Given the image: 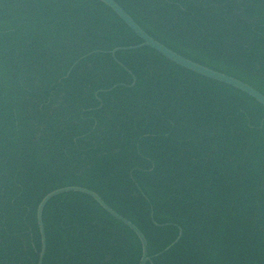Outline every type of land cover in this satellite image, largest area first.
<instances>
[{
	"label": "trees",
	"instance_id": "obj_1",
	"mask_svg": "<svg viewBox=\"0 0 264 264\" xmlns=\"http://www.w3.org/2000/svg\"><path fill=\"white\" fill-rule=\"evenodd\" d=\"M114 1L165 48L264 96V0ZM141 44L95 0H0V264H38L37 208L70 187L133 224L152 264H264V108L152 49L111 56ZM43 225L42 264L141 260L87 196L54 198Z\"/></svg>",
	"mask_w": 264,
	"mask_h": 264
},
{
	"label": "water",
	"instance_id": "obj_2",
	"mask_svg": "<svg viewBox=\"0 0 264 264\" xmlns=\"http://www.w3.org/2000/svg\"><path fill=\"white\" fill-rule=\"evenodd\" d=\"M52 1H71V0H52ZM103 5H105L107 8H109L125 25L126 27L135 34L136 37L140 39L142 42L141 45L135 46V47H129V48H118L111 52L112 58L115 60V55L118 52L122 51H136L143 48H149L161 55L163 58L168 60L169 62L177 65L178 67L191 72L195 75H198L202 78L226 85L228 87H231L237 91H240L241 93L247 95L251 99H253L256 103H258L261 107L264 108V96L261 95L259 92H257L252 87L236 80L231 77H228L226 75L217 73L215 71L209 70L205 67H202L200 65H197L193 62H190L183 57L175 54L171 50L165 48L155 40H153L151 37H149L119 6L114 0H95ZM121 66V65H120ZM124 70H126L123 66H121ZM135 79H133L132 86H135ZM65 194H80L87 196L94 200L108 215H110L113 219L123 224L125 227H127L129 230H131L136 237L138 238L141 249H142V256L139 264H152L151 259L148 257V243L144 235L129 221L124 219L123 217L119 216L117 213H115L113 210H111L104 202L103 200L94 192L79 188V187H70V188H63L57 191H54L50 194H48L39 204L36 212V219L37 224L39 228L40 233V239H41V251L39 254V261L38 264H42L45 253H46V236H45V230L43 225V213L44 209L47 206V204L53 200L54 198L65 195ZM182 237V232L179 233V236L177 240L168 247L163 253L157 255L155 258L161 256L162 254L167 253L170 251Z\"/></svg>",
	"mask_w": 264,
	"mask_h": 264
}]
</instances>
